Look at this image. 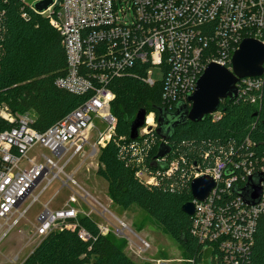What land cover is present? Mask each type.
I'll list each match as a JSON object with an SVG mask.
<instances>
[{
    "label": "built area",
    "instance_id": "1",
    "mask_svg": "<svg viewBox=\"0 0 264 264\" xmlns=\"http://www.w3.org/2000/svg\"><path fill=\"white\" fill-rule=\"evenodd\" d=\"M22 1L33 9L42 0ZM39 14L47 16L59 33L65 53V72L55 85L85 99L42 132L31 126L30 112L12 114L0 108L3 119L16 123L0 132V227H6L0 242L51 182L77 185L73 174L64 171L75 156L83 155L88 147L84 164L110 141L116 119L110 112L114 94L109 85L115 77L141 65L145 83H163L162 98L169 105L194 91L196 80L210 63L230 68L231 57L243 39L264 44V0H52ZM152 68L161 71L160 79L149 76ZM263 76L240 79L239 95L261 91ZM156 127L154 114H146L139 134ZM92 131H96L94 142L89 139ZM35 147L48 154L40 152L37 160L28 157ZM63 158L66 160L59 165ZM23 161L27 166H22ZM255 174H264V156L252 159L236 153L230 160H215L211 167H194L191 180L207 175L215 187L205 201L191 200L195 209L191 234L216 263L246 264L257 221L264 217V182L254 205L246 204L234 190L243 189ZM41 183L39 194L20 211V205ZM76 195H70L64 207L55 211L46 204L32 234L36 242L62 228L77 230L80 239H89V233L76 222L78 211L71 206ZM100 218L104 219V213ZM97 227L103 235L108 232L101 224ZM187 264L196 263L190 260Z\"/></svg>",
    "mask_w": 264,
    "mask_h": 264
},
{
    "label": "trees",
    "instance_id": "2",
    "mask_svg": "<svg viewBox=\"0 0 264 264\" xmlns=\"http://www.w3.org/2000/svg\"><path fill=\"white\" fill-rule=\"evenodd\" d=\"M64 72L61 37L47 16L22 0H0V108L12 114L33 112L31 126L46 130L85 99L55 85ZM143 72L137 64L110 82L115 132L98 152L95 173L106 181L114 204L124 210L133 205L140 208L178 241L189 262L196 263L203 245L191 234V217L181 210L192 200V172L194 167H211L217 159L230 160L236 153L252 159L264 156V76L258 93L242 91L232 101H220L218 111L203 121L185 120L171 127L168 139L148 131L131 140L129 127L138 110L153 113L157 124L158 110L173 114L178 104L190 107L188 96L166 105L163 83H145ZM15 125L0 116V132ZM163 143L169 151L157 158ZM76 222L89 239H80L77 230H53L21 264H138L125 253L123 242L101 234L88 215H77ZM207 254L213 264H221L210 251ZM246 264H264V217L257 221Z\"/></svg>",
    "mask_w": 264,
    "mask_h": 264
},
{
    "label": "rangeland",
    "instance_id": "3",
    "mask_svg": "<svg viewBox=\"0 0 264 264\" xmlns=\"http://www.w3.org/2000/svg\"><path fill=\"white\" fill-rule=\"evenodd\" d=\"M149 76L154 80L160 79L161 71L152 68ZM30 115L34 118L33 112H30ZM95 137L96 131H92L89 136L90 142H94ZM88 149L85 147V153L75 156L64 169L67 175L73 174L77 185L69 183L62 186L59 180H55L39 194L44 184L41 183L20 205L19 210L22 211L32 201L33 196L39 194L37 201L29 207L18 225L13 227L1 240L0 264H21L38 244L32 234L46 204L48 203L47 208L51 211L61 209L68 202L69 196L74 195V192L77 194V199L71 206L78 211V216L89 215L97 225L101 224L106 227L108 230L106 234L123 242L125 253L138 264L190 263L189 259L185 258L178 241L170 237L153 218L135 205L124 210L112 202L108 195L106 181L95 173L98 152L94 158H89L83 164L85 158L88 157L86 156ZM40 152L48 154L46 150L35 147L28 153V157L37 160L36 156ZM65 160L66 158H63L59 165H62ZM22 166H27V162L23 161ZM61 178L65 179L63 175ZM101 213H104V219L100 218ZM5 228L0 227V233ZM143 248L148 249L143 252ZM202 254L196 264H213L207 251ZM16 256L18 259H15Z\"/></svg>",
    "mask_w": 264,
    "mask_h": 264
},
{
    "label": "water",
    "instance_id": "4",
    "mask_svg": "<svg viewBox=\"0 0 264 264\" xmlns=\"http://www.w3.org/2000/svg\"><path fill=\"white\" fill-rule=\"evenodd\" d=\"M52 3V0H42L33 5V9L41 13ZM264 74V44L254 38H245L241 41L238 49L231 57L230 68L210 63L196 80L194 91L188 95L187 102L190 105L186 108L178 104L177 110L173 114H168L163 110L157 111V127L155 131L160 137L168 139L171 127L188 120L198 123L205 117L218 111L220 101L228 99L232 101L239 95L237 84L240 79L246 77H262ZM146 111L140 109L135 114L129 127V138L137 140L139 131L144 127ZM168 146L161 144L157 158H161L168 153ZM264 182V174H255L249 178L246 186L235 189L234 193L240 195L248 205L256 204L261 196L260 183ZM215 187V181L207 175H201L190 182L192 199L205 201L210 191ZM183 213L188 216L194 214V204L192 201L184 203L181 207Z\"/></svg>",
    "mask_w": 264,
    "mask_h": 264
},
{
    "label": "crops",
    "instance_id": "5",
    "mask_svg": "<svg viewBox=\"0 0 264 264\" xmlns=\"http://www.w3.org/2000/svg\"><path fill=\"white\" fill-rule=\"evenodd\" d=\"M34 116H35V114H34Z\"/></svg>",
    "mask_w": 264,
    "mask_h": 264
}]
</instances>
